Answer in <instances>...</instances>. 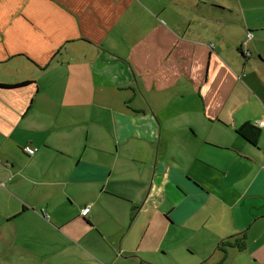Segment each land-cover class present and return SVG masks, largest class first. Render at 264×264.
Instances as JSON below:
<instances>
[{"label":"crops","instance_id":"crops-1","mask_svg":"<svg viewBox=\"0 0 264 264\" xmlns=\"http://www.w3.org/2000/svg\"><path fill=\"white\" fill-rule=\"evenodd\" d=\"M229 8L0 0V220L96 264H264V14Z\"/></svg>","mask_w":264,"mask_h":264},{"label":"rangeland","instance_id":"rangeland-1","mask_svg":"<svg viewBox=\"0 0 264 264\" xmlns=\"http://www.w3.org/2000/svg\"><path fill=\"white\" fill-rule=\"evenodd\" d=\"M215 2L222 3L230 7L229 9L232 8V12L227 13L226 19L230 22L236 21V25L229 26L236 30L235 34L239 32L240 37L247 32V29L244 28L243 31L239 25L244 17L242 13L244 9L248 19L264 14V0H215ZM112 44L109 47L112 48ZM235 52L240 54L236 48ZM42 88H45L44 83ZM83 140L84 135L81 137V145ZM30 215L32 214L11 224L0 220V264H81V259L84 260V264H96L86 253L81 252L79 238L57 240L56 235H50L49 231L46 233L39 226L38 221L29 219ZM257 224H254L250 233L261 224L264 225V218L257 220ZM16 227L19 229L18 232ZM196 258L192 257L193 260Z\"/></svg>","mask_w":264,"mask_h":264},{"label":"trees","instance_id":"trees-1","mask_svg":"<svg viewBox=\"0 0 264 264\" xmlns=\"http://www.w3.org/2000/svg\"><path fill=\"white\" fill-rule=\"evenodd\" d=\"M248 45V44H247ZM247 49H248V47H247ZM249 50V49H248ZM250 51V50H249ZM251 52V51H250ZM26 82H22V83H18V84H0V86H2V87H15V86H17V85H24ZM250 127H252V125H250ZM244 128H248L247 126H244ZM244 128H242V129H240V133H243V134H245L246 135V133H245V131H244ZM256 138L257 137H255L253 140L254 141H256ZM242 240V241H241ZM243 240L244 239H240L239 240V242L240 243H234V242H232L231 240H222L221 242H220V247L223 249L226 245H237V246H239V247H242L243 245H242V243H243Z\"/></svg>","mask_w":264,"mask_h":264},{"label":"built area","instance_id":"built-area-1","mask_svg":"<svg viewBox=\"0 0 264 264\" xmlns=\"http://www.w3.org/2000/svg\"><path fill=\"white\" fill-rule=\"evenodd\" d=\"M252 37H253V32H252V31H249V32L247 33V35H246L245 40L242 42V44H241V46H240L241 49L245 50V52H246L247 54H249V50L247 49V44H248L249 39H251ZM25 151H26L28 154H33V152H34L31 148H28V147L25 148ZM89 211H90V206L87 205V206H85V207L82 209L81 214H82L83 216H86V215L89 213Z\"/></svg>","mask_w":264,"mask_h":264},{"label":"flooded vegetation","instance_id":"flooded-vegetation-1","mask_svg":"<svg viewBox=\"0 0 264 264\" xmlns=\"http://www.w3.org/2000/svg\"><path fill=\"white\" fill-rule=\"evenodd\" d=\"M239 51L241 52V54L243 55V57H244L245 59L250 58L251 55H252V53H251L250 51H249V54H247V53L245 52V50L241 49V47H239Z\"/></svg>","mask_w":264,"mask_h":264}]
</instances>
